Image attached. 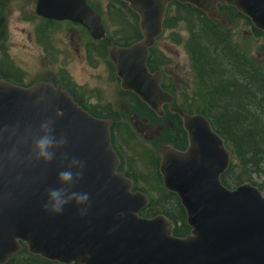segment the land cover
<instances>
[{"label":"water","instance_id":"95a60500","mask_svg":"<svg viewBox=\"0 0 264 264\" xmlns=\"http://www.w3.org/2000/svg\"><path fill=\"white\" fill-rule=\"evenodd\" d=\"M117 1L137 15L141 34L129 47L107 48L120 89L158 117L167 105L187 135L183 152L162 147L159 172L165 190L178 197L190 232L177 238L166 217L138 216L149 199L132 192V181L117 172L110 121L88 114L60 85L38 82L24 88L0 79V264L19 252L20 243L29 254L57 264H264V191L247 183L229 190L221 183L230 163L224 141L204 116L171 109L173 98L162 90L161 74L146 66L170 3L191 5L210 20L217 19L218 6L232 7L264 33V0ZM35 14L78 24L96 41L105 36L100 16L85 0H37ZM130 121L146 141L163 130L134 114ZM46 123L65 141L52 149L48 162L38 159L33 147ZM73 159L84 162L81 178L59 185L57 174ZM53 188L87 192L86 214L79 215L72 203L59 216L43 212Z\"/></svg>","mask_w":264,"mask_h":264},{"label":"trees","instance_id":"16d2710c","mask_svg":"<svg viewBox=\"0 0 264 264\" xmlns=\"http://www.w3.org/2000/svg\"><path fill=\"white\" fill-rule=\"evenodd\" d=\"M9 1L11 0H0V79L24 85L22 84L24 80L22 72L15 67L6 49L8 42L6 9ZM114 3L115 5H110L107 9L109 17L107 20L114 19L116 26L121 27L117 32L120 36L116 37L117 39L114 38L117 44L128 46L140 39V33L137 26L131 23L126 24V21L122 19L126 14L120 9H127L133 14L126 4L116 0ZM172 7L177 8L176 14L186 23L188 36L184 50L188 55L194 80L191 88H177L169 77L164 76L162 88L174 97L175 107L181 108L185 113L205 116L213 130L224 141L226 148L231 152L229 168L221 176V181L226 187L232 189L249 182L259 189H264V63L261 65L254 58L261 56L264 59V33L254 29L250 21L233 8H219V11L224 8L234 11L236 13L234 17L245 20L252 27L253 36L255 35L257 39L261 38L255 47V56H253L248 53V50L236 44L229 32V27L208 19L204 13L190 5L176 2L171 3L167 8L163 23L164 33L172 26L171 19L167 16ZM42 22L47 25H42L38 32L47 37L50 22L43 20ZM47 42L50 44L49 41ZM154 51L155 47L150 50L148 57L149 70L153 66L161 67ZM134 100L139 102L136 98ZM141 105L147 112L145 116L148 118L146 117L145 120L163 123L143 104ZM139 115L138 117L142 118ZM167 119L172 122L176 120L177 124L174 131H168L173 139L167 137L162 141L161 146L167 144L176 150H184L187 141L179 117L167 114ZM110 134L112 145L121 159V170L134 181V186L135 184L140 185L139 191L149 197L148 205L139 215L145 218L162 215L173 223L172 234L175 237L182 238L188 235L190 228L186 224V215L177 196L163 188L158 171L159 154L151 158L140 144L137 147V144L132 142L136 134L129 124L113 121ZM120 139L123 143H120ZM145 143L154 144L153 142ZM128 150L134 155L132 156L134 161L138 156L145 157L144 160L141 158L142 161L137 160L133 163L140 162L146 166L145 170L148 171L146 173L149 174L147 179L145 176L140 177L136 174L133 163L127 164L125 157ZM253 177L259 182L252 181ZM7 264L56 263L33 256L27 252L25 247H22Z\"/></svg>","mask_w":264,"mask_h":264},{"label":"rangeland","instance_id":"374dc122","mask_svg":"<svg viewBox=\"0 0 264 264\" xmlns=\"http://www.w3.org/2000/svg\"><path fill=\"white\" fill-rule=\"evenodd\" d=\"M86 1L102 17L108 39L103 44L92 43L83 29L68 22L50 23L48 24L49 35L40 36L38 29L47 24H43L42 20L35 15L36 0L9 1L6 9L8 32L6 49L15 67L22 72L24 78L22 84L29 85L38 81L64 83L69 89H74L78 95L77 99L88 111L108 114L114 123L123 122L130 125L128 117L131 113L140 114L139 116L142 117L140 119H145L147 117L145 108L131 95L120 91L119 81L105 55L104 48L107 43L112 41L117 44L114 38L120 36L117 32L121 27L116 26L114 19L107 20V9L110 5H115L114 0ZM176 9L172 7L169 10L167 16L171 19L172 26L157 39L155 45L154 54L160 61L161 67L153 66L150 71L153 73L160 71L164 76L169 77L177 88H191L194 80L193 73L188 55L184 50L188 33L186 23L176 14ZM120 11L126 14L122 18L126 24L131 23L137 26L136 16L127 9H120ZM235 14L234 11L224 8L221 11L218 10V19L227 23L226 26L229 27V32L236 44L255 56V47L261 38L257 39L255 35L253 36L252 27L245 20L234 17ZM44 38L50 42V45ZM254 58L263 65L264 59L261 56ZM149 119L154 120L151 117ZM172 123L174 126L177 124L176 120ZM168 131L171 130L166 128L159 139L152 141L153 145H147L136 133L132 142L137 144V147L140 144L145 153L152 158L159 154V146L163 140L167 137L173 139ZM120 143H123L121 139ZM132 156L134 155L131 151H126L127 164L140 161L141 158L145 159L138 156L134 161ZM133 164L136 174L140 177L145 176L147 179L149 174L146 173L148 172L145 170L146 166L140 162ZM252 181L259 182L255 177ZM134 189L139 190L141 187L135 184Z\"/></svg>","mask_w":264,"mask_h":264},{"label":"clouds","instance_id":"9594fccd","mask_svg":"<svg viewBox=\"0 0 264 264\" xmlns=\"http://www.w3.org/2000/svg\"><path fill=\"white\" fill-rule=\"evenodd\" d=\"M41 128L44 134L35 141L33 147L37 158L48 162L55 155L52 149L61 146L65 141L63 138L57 139L53 135V129L49 124L46 123ZM84 166V162L81 160L73 159L69 161L67 168L57 174V183L59 185H72L79 181L83 174ZM73 168H77L78 171L74 173ZM88 202L89 194L87 192H66L62 188H53L46 194L42 211L51 216H59L64 212L65 206L72 203L79 210V215L83 216L87 212Z\"/></svg>","mask_w":264,"mask_h":264},{"label":"flooded vegetation","instance_id":"af4514ba","mask_svg":"<svg viewBox=\"0 0 264 264\" xmlns=\"http://www.w3.org/2000/svg\"><path fill=\"white\" fill-rule=\"evenodd\" d=\"M104 119H107L106 117L102 116ZM162 119V118H161ZM163 120V119H162ZM165 126V125H164Z\"/></svg>","mask_w":264,"mask_h":264}]
</instances>
